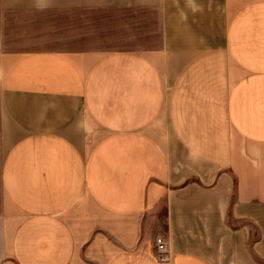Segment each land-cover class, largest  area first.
Listing matches in <instances>:
<instances>
[{
	"label": "crops",
	"instance_id": "obj_1",
	"mask_svg": "<svg viewBox=\"0 0 264 264\" xmlns=\"http://www.w3.org/2000/svg\"><path fill=\"white\" fill-rule=\"evenodd\" d=\"M261 211L264 0H0V264H218Z\"/></svg>",
	"mask_w": 264,
	"mask_h": 264
},
{
	"label": "rangeland",
	"instance_id": "obj_2",
	"mask_svg": "<svg viewBox=\"0 0 264 264\" xmlns=\"http://www.w3.org/2000/svg\"><path fill=\"white\" fill-rule=\"evenodd\" d=\"M256 217L262 218L261 225L263 230H261V226L252 219L250 223H245L246 227L248 226L249 228L248 236L246 235L245 237L243 233L234 236V238L232 235L228 234L223 236L225 239L223 245L224 249H217V240H215V243L208 245L210 246L208 249H201V247L205 245L196 243L187 244L184 247L196 249L192 251L194 254H200L210 260L214 259L218 264H264V211H261ZM228 218L230 228L234 227L236 229L240 226L232 224L231 212H229ZM162 224L164 225L163 221L160 225ZM157 250L159 251L160 259L170 254L168 245L167 249L165 248V250L161 251L158 249L157 243Z\"/></svg>",
	"mask_w": 264,
	"mask_h": 264
},
{
	"label": "built area",
	"instance_id": "obj_3",
	"mask_svg": "<svg viewBox=\"0 0 264 264\" xmlns=\"http://www.w3.org/2000/svg\"><path fill=\"white\" fill-rule=\"evenodd\" d=\"M158 249L161 251L165 250V245L162 243L161 239L158 240Z\"/></svg>",
	"mask_w": 264,
	"mask_h": 264
}]
</instances>
